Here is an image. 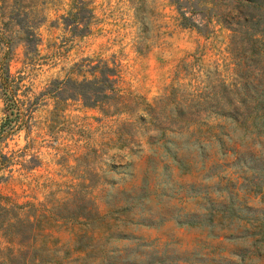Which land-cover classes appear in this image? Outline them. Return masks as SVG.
<instances>
[{"label": "rangeland", "instance_id": "obj_1", "mask_svg": "<svg viewBox=\"0 0 264 264\" xmlns=\"http://www.w3.org/2000/svg\"><path fill=\"white\" fill-rule=\"evenodd\" d=\"M87 1L92 14L78 13L80 23L69 26L74 33L63 32L61 23L62 16L74 12L73 0H22L21 20L5 19L7 25L1 24L0 12V73L9 67L14 94L21 93L17 85L22 75L23 90L36 101L29 126L20 127L17 112L12 113V126L5 125L2 142L0 126V194L28 211L30 204L50 206L73 186L88 187L100 210L112 211L115 218L120 234L105 242L116 259L143 264H264V239L255 236L258 223L264 226V181L260 183L256 169L264 149L258 139L237 129L224 136L220 148L221 142L205 126L199 138L191 126L190 131L166 132L169 153L190 161L188 170L168 166L164 157L154 154L164 152L154 137H148L158 132L142 110L176 85L185 72L177 71L182 61L194 67L188 71L194 84L203 85L199 81L206 79V70L215 67L230 77L231 32L211 11L194 15L200 31L182 27L177 7L193 15L186 0ZM12 2L7 0L6 6ZM87 19L88 31L82 29ZM34 32L41 41L31 51ZM100 60L109 67L117 65L111 79H116L121 97L111 101L110 114L68 99L66 109L51 115L54 101L46 90L68 78L91 79L89 70ZM125 103L135 113L132 118L123 112ZM4 113L0 98V119ZM133 120L132 125H121ZM201 120L213 124L204 116ZM2 154L7 162L1 166ZM190 213L195 215L193 222H187ZM75 231L61 226L51 232L61 248L59 255L69 256V261L83 256L74 251ZM28 243L22 250L30 256ZM6 247L17 248L1 237L0 228V264L9 252Z\"/></svg>", "mask_w": 264, "mask_h": 264}, {"label": "trees", "instance_id": "obj_2", "mask_svg": "<svg viewBox=\"0 0 264 264\" xmlns=\"http://www.w3.org/2000/svg\"><path fill=\"white\" fill-rule=\"evenodd\" d=\"M1 2V24L7 25L5 19L13 22L20 15L19 6L22 0H13L11 5L6 6L7 0ZM192 16L185 15L177 7L182 27L197 28L201 30L200 25L194 19L198 13L211 11L225 28L231 33L227 45V52L232 61L233 71L228 78L222 76L218 67L213 70L207 69L206 79L200 80L203 85L194 84L188 71H193L194 67L182 61L177 71H185L176 85H171L165 95L159 98L155 105L147 104L142 110L146 112L149 123L153 125V132L156 144L163 149L164 155L155 151L154 154L164 157L163 162L168 166L177 168H190V161L176 153H169L167 147L166 132H176L179 129L199 132L202 136L204 132L201 128L206 127L210 136L217 139L220 148L224 143V136L230 135V131L237 129L243 132V135L253 136L258 139L261 148L264 149V0H186ZM87 0H73L70 16H62V31L74 33V29L80 21L77 18L78 13L88 12ZM5 5V6H2ZM58 24V23H57ZM90 20L83 22L82 29L89 30ZM1 32L8 33L9 30L1 26ZM34 45L32 50L40 40L34 32ZM27 44V48H28ZM116 64L109 67L107 61H98L92 66V78H84L77 81L72 78L61 81V85L53 90H46L51 93L54 108L51 115H57L68 106L67 100L80 102L83 107L99 108L105 115L110 114L113 107L111 101L117 100L119 89L116 87V79L111 76L116 75ZM98 72V75H96ZM178 76V72L176 73ZM8 66L2 68L0 73V98L4 103V116L0 119L1 123V142L5 139L4 127L12 126L10 116L17 112L19 116L18 125L29 126L35 100H31L25 89L23 90L22 79L19 89L21 93H13L11 89L12 79ZM176 78V77H175ZM179 78V76H178ZM189 78L187 83H181V79ZM15 95V97H14ZM45 95V93H43ZM130 99V98H129ZM116 110V109H114ZM123 112L129 118L135 116L131 111L129 104L123 105ZM211 119L213 124L202 122L201 117ZM217 121V122H214ZM133 121H123L121 125H132ZM172 124L177 126L172 127ZM195 127V128H194ZM11 128V127H10ZM6 131V129H5ZM182 130H179L181 132ZM7 132V131H6ZM202 145V143H200ZM225 149V155H227ZM1 166L7 162V157L1 155ZM240 160V158H239ZM260 164L257 165L260 183L264 181V157L260 158ZM203 168L206 163L204 162ZM82 186V185H79ZM142 186L139 188L141 189ZM264 193V186L261 187ZM65 196L55 199L48 206L44 203L30 204L28 211H25L24 205L13 202L9 197L0 194V228L1 237L10 245L17 246L14 250L8 248V251L1 261L2 264H143L128 259H116L112 250L106 248L105 240L116 236L114 221L111 217L112 211L103 213L96 201L91 197V191L88 187H71L64 191ZM264 199V194L262 196ZM264 201V200H262ZM264 217V208L262 209ZM187 222H193L195 217L193 213L187 214ZM210 219L214 220L213 215ZM178 222H185L178 219ZM64 226L69 230H76L73 238L74 251L82 253L76 260L69 261L67 257L59 255L60 247L57 246L58 240L53 237L52 230ZM263 224L258 223V233L264 239ZM29 242L28 251H23L25 242ZM13 251L15 254H13ZM74 262V263H72Z\"/></svg>", "mask_w": 264, "mask_h": 264}]
</instances>
